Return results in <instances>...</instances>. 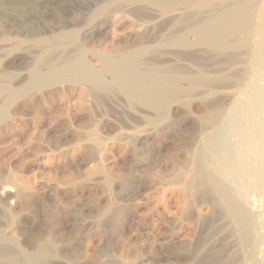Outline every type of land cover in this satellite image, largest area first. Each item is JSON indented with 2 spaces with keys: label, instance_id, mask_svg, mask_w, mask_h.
Instances as JSON below:
<instances>
[{
  "label": "rangeland",
  "instance_id": "1",
  "mask_svg": "<svg viewBox=\"0 0 264 264\" xmlns=\"http://www.w3.org/2000/svg\"><path fill=\"white\" fill-rule=\"evenodd\" d=\"M40 2L0 0L9 18L42 20L33 33L53 37L60 29V18L52 10L45 24L35 7ZM263 13L264 9L252 16L251 49L242 65V75L244 66L248 68L245 78H230L233 72L221 63V56L197 47L192 35L189 47L153 51L159 66L192 75L180 81L184 89L190 90L196 75L206 81L204 88L201 85L187 93V99L174 102L164 119L139 103L131 104L115 90L102 92L98 100L86 86L73 81L33 89L1 103L2 241L27 256L45 244L49 248L47 264H176L180 251L171 236L190 237L194 225L177 220L179 196L172 180L198 152L203 165L227 184L240 203L243 200L241 205L251 220V240L263 247L264 156L257 159L253 153V147L264 138ZM107 16L100 21H85V17L77 20L86 23L73 21L80 25L82 36L90 28L87 31L94 39L83 44L88 60L99 71L103 70L101 62L93 54L132 45L145 29L161 22L156 18L142 25L126 10ZM9 81L18 90L28 80ZM212 106L223 112L222 118L215 128L206 129L200 118L213 111ZM215 134L223 138L221 152L212 140ZM262 144L259 149L264 151ZM5 188L10 192L3 194ZM168 256L171 261L164 262ZM0 264L9 263L0 260Z\"/></svg>",
  "mask_w": 264,
  "mask_h": 264
},
{
  "label": "bare ground",
  "instance_id": "2",
  "mask_svg": "<svg viewBox=\"0 0 264 264\" xmlns=\"http://www.w3.org/2000/svg\"><path fill=\"white\" fill-rule=\"evenodd\" d=\"M25 4L27 5V3ZM35 7L40 11L37 13L38 17L41 16L40 18L44 19L45 24L49 21L52 10L57 12L60 18L58 27L60 29L53 37L45 36L46 33L43 35L33 33L42 25L39 24L42 22L41 19L39 23L33 19L27 21L21 20V18L13 20L9 18L8 12H3L0 4V101H2L0 104L7 103L18 95L27 94L33 89L73 81L86 86L89 93L98 100L102 98V92L115 90L131 104L139 103V105L145 106L161 119H164L169 107L174 102L186 96L193 89L201 87V85L204 88L206 81L201 74L196 75L192 81L189 79L191 81L189 82L193 84L190 90L189 88L188 90L184 89L180 81L188 79L184 76L189 74L183 76L180 70H174L169 66L172 70L168 67L159 66L160 61L159 63L155 62L157 60L153 51L168 47L172 49L189 47L191 45L189 36L192 35L197 47L205 48L210 53L221 56V63L233 72L230 74L232 75L230 78H245L248 75L246 72L248 68L245 69L244 66V74L242 75V65H244L245 60L247 62L246 55L251 49L249 37L252 27H254L252 16L263 12L264 0H41L39 5ZM119 10H126L135 16V19L142 25L149 24L150 20L156 18H161V22L156 24L154 28L145 29L137 42L132 45L128 44L121 48H112L107 52L93 54L97 61L101 62L103 70L99 71L88 60L89 52L84 48L85 43L83 44L85 40L94 39L93 34L87 31L90 28L83 29L85 36H82L80 25L73 21L83 17H85V21L86 18L100 21L108 14H114ZM82 21L78 22L82 23ZM26 28L31 29V31H26ZM153 32V35L156 36H152ZM27 44H30V47L25 49ZM180 55L178 54V56ZM185 58L187 59V57ZM28 63L30 64L27 66ZM252 68L254 67L252 66ZM261 69L259 68L257 73L259 78ZM13 78H26L28 81L20 89L15 90L13 87L15 85L9 81L10 79L12 81ZM218 78L228 82L226 77L218 76ZM247 78L254 77L248 76ZM261 78L263 77L261 76ZM225 82L223 83L226 86ZM212 83L214 85L215 82ZM239 83L237 82V85ZM217 85L219 84L217 83ZM185 98L187 99V97L182 99ZM212 109L213 111L209 110L210 113L201 115L200 122L203 128H215L222 118L221 113L223 112L214 109V107ZM1 117L0 111V119ZM263 133L260 134L263 135ZM233 134L237 136L235 133ZM212 140L216 145V151L221 152L224 146L223 138L215 134ZM256 140L254 139V141ZM262 141L264 143V138ZM260 143H256L253 147V153L257 159L264 156V151L259 149ZM201 156L200 153L195 152L189 162L184 165L182 174L172 180L179 196L177 220L180 223L189 222L191 226L194 225L190 237L187 235L186 237L171 236L172 240L169 237L176 244V249L180 251L175 258V263L264 264V246L253 244L251 240V220L241 205L243 200L240 203V200L234 196L227 184H224L220 178L203 165ZM6 192H10V190L3 189L2 193ZM257 222L259 223L258 220ZM48 255L49 248L42 244L27 256L5 244L0 234L1 261L9 264H47ZM165 258L164 262L171 261L169 256ZM112 264H116V261Z\"/></svg>",
  "mask_w": 264,
  "mask_h": 264
}]
</instances>
